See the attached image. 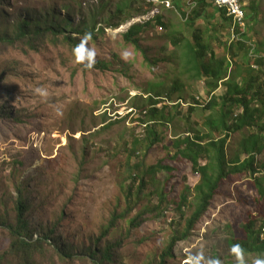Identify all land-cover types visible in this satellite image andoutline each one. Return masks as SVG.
Here are the masks:
<instances>
[{
    "label": "rangeland",
    "instance_id": "1",
    "mask_svg": "<svg viewBox=\"0 0 264 264\" xmlns=\"http://www.w3.org/2000/svg\"><path fill=\"white\" fill-rule=\"evenodd\" d=\"M166 1L0 0V38L13 34L14 25L23 20L41 23L42 29L62 25L72 36L73 29L106 26L118 10L131 16L124 26L107 29L97 41H88L95 50L90 68L76 62L73 47L63 35L41 38L32 46L0 44V108L5 105L14 115L12 120L0 117V217L13 221L20 187L31 204L28 213L37 235L54 226L59 249L70 245L76 258L61 262L51 251L35 264H93L90 253L104 251L116 241L123 243L121 258L114 264H159L172 237L184 232L196 209L195 187L200 179L192 173L190 162L174 158L173 142L209 133L205 123L210 110L191 108L188 102L194 104L198 97L207 103L211 95L205 81L188 78L183 49L176 50L167 36L176 31L191 37L200 28L208 38L210 28L201 19L190 27L181 10L169 8ZM182 3L189 7V0ZM247 12L250 20L242 30L250 37L248 45L264 53V0H258L257 15ZM157 16L168 27L155 26L154 20L151 27H144L141 44L149 49L150 57L164 60L147 63L122 35L131 26ZM211 24L223 42H232L230 26L220 20ZM211 46L218 58L223 55L218 43L213 41ZM240 67L245 68L238 58L225 78L233 80L231 75H238L236 82L242 84L240 75L246 72ZM178 79L185 84L183 91L172 96L173 103H158L166 118H150L141 111L151 108L156 91L165 95ZM38 88H45L47 95H40ZM226 88L220 82L215 97L221 100ZM190 109H194L192 115ZM152 125L155 135L147 132L146 126ZM252 132L243 129L230 134L228 159L239 152L242 139ZM156 138L159 141L151 144ZM133 150L137 155L129 158ZM263 161L264 153L256 158V165L260 167ZM160 163L173 171L146 172ZM260 171L262 176L264 170ZM137 176L145 178L144 188ZM252 181L246 174L224 179L192 236L177 242L166 264H184L201 253L205 261L213 258L220 264H237L231 248L235 240L245 238L244 223L251 215L264 217V199ZM161 193L167 195V201L157 211ZM183 194L189 205L182 216L171 204ZM138 215H144L142 225L133 229L129 221ZM117 217L116 226L111 227ZM3 231L0 229V254L10 244L1 236ZM257 259L264 255H244L245 264Z\"/></svg>",
    "mask_w": 264,
    "mask_h": 264
},
{
    "label": "trees",
    "instance_id": "2",
    "mask_svg": "<svg viewBox=\"0 0 264 264\" xmlns=\"http://www.w3.org/2000/svg\"><path fill=\"white\" fill-rule=\"evenodd\" d=\"M247 1L250 5L245 8L244 22L250 20V14L247 12V9L253 15L258 14V0ZM170 2L174 8L177 7L181 10L183 21L185 20L184 22L190 27L194 26L201 19L207 21V27L210 28L208 30V38H205L204 31L200 28L195 29L191 37H187L185 33L176 31L169 33L167 37L170 40V45L174 46L176 50L183 49L182 51L185 56L184 61H182L183 69L187 73L188 78L193 81L203 80L209 88L210 101L205 103L197 97L194 104L188 102L189 106L191 108H195L196 106L204 107V110H210L211 114L205 123L209 129L208 134H197L193 138L188 135L184 138H178L173 142L174 158H181L190 162L192 173L200 179V183L195 187L196 209L188 220L184 232L172 237L165 253L160 257L161 261L159 264H166L167 257L173 256L171 253L178 241L192 236L193 230L210 208L224 179L242 174L249 175L254 179L252 183L257 188L259 196L261 199H264V172L260 176V168L264 170V161L260 164V167L256 165V158L264 153V53L258 52L256 50L257 47L248 45L250 37H248L247 33H241L242 29L238 25L235 27L238 38L232 39L231 43L223 42L222 38L215 34L216 30L211 27L213 25L211 24L212 20H220L221 24L228 25L231 29L233 27V20L228 17L227 9L216 7L212 3V0H195L196 5L193 8H184L182 0H172ZM151 5L156 4L151 3ZM0 17H2V14H0ZM110 17L112 22L106 23V26L104 25L101 28L94 26L91 30L86 28L84 30L73 29L71 34L75 36L69 35L68 29L62 25L46 26L42 29L41 23H37L36 25L32 24V21L23 20L14 25L13 34L7 33L1 36L0 44L10 45L11 47H19L21 45L32 46L34 42L41 38L63 35L66 43L74 48L86 33H91V39L95 42L99 39L100 35L105 34L107 29H116L131 19V16L126 15L124 10H118L116 14ZM162 18L161 16H157L153 20H149L143 24H135L122 35L124 42L139 51L147 63H158L164 60L150 57L149 49H145L141 44L144 38H141L144 34V27H151L150 25L153 24L154 20L155 26H159L162 29L168 27ZM213 41L223 48V55L219 58L211 46ZM253 42L256 46L257 43L254 39ZM161 49L163 48L161 47ZM252 51L259 55L252 56L251 54H254V52L251 53ZM238 58L241 59L242 65L245 66L244 69L240 67V70H245L246 72L240 75L242 84L236 82L238 75H231L234 77L233 80L230 77L225 78L229 68L233 66V61ZM96 66L101 68L102 65L97 63ZM227 78L228 80L226 81ZM2 80L3 78L0 77V82ZM220 82L227 87L221 100L214 95ZM184 86L185 84L178 79L172 84L171 89L165 95H162L160 91H156V100L151 104V108L142 109L141 111L144 112L145 110L146 114L149 113L150 118H156L159 115L162 118H166L164 113L158 108V103L163 101L173 103L172 96L181 93ZM178 98L182 100V97ZM164 108L167 109V105ZM193 112L194 109H190L189 115H192ZM0 117L14 119L13 112L7 110L5 105L0 108ZM150 122L153 123L155 120H150ZM188 127H190V124ZM146 128L149 134L155 135V125L151 127L146 126ZM243 129L253 132L242 139L239 152H236L235 156L228 159L226 151L228 138L232 132L242 131ZM158 141L159 139L156 138L151 141V144H156ZM135 155L137 154L133 150L129 158ZM242 155H245V158H242ZM163 170H166V172L173 171L172 168L163 167L160 163L151 167L146 172L155 173ZM138 178L141 179V177ZM145 186L146 180L143 177L141 179V188ZM157 196L160 202L155 210L159 211L163 202L167 201V195L161 193ZM176 203L178 206H176ZM188 205V197L186 194H183L179 199L172 202L171 208L174 209L176 214H182L183 216ZM30 207L31 204L28 198L19 187L18 197L15 202V218L12 222H9V219L0 217V229L1 231L4 230L1 236L10 241L8 249L3 254H0V264H35L38 258H45L47 253L51 251L57 253L61 262H64V260H75L76 258L73 257L72 253L73 248L70 245H65L62 250L59 249V239L53 236L54 226L48 227L47 230L41 231L37 235V230L33 228L30 221L28 213ZM119 215L124 214L120 213ZM118 217L112 220L111 227L116 226ZM143 217L144 215H138L130 220L129 224L131 228L140 227L142 225L140 220ZM243 230L245 238L235 240L234 245H240L244 250V255L258 254L263 256L264 217L249 216L247 222L244 223ZM106 234L108 233H104V235ZM120 243H123V241H116L104 251L99 249L90 253L89 250L92 263L114 264L121 258Z\"/></svg>",
    "mask_w": 264,
    "mask_h": 264
},
{
    "label": "clouds",
    "instance_id": "3",
    "mask_svg": "<svg viewBox=\"0 0 264 264\" xmlns=\"http://www.w3.org/2000/svg\"><path fill=\"white\" fill-rule=\"evenodd\" d=\"M122 26H124V24L120 25L118 28ZM232 29H234V33L232 30V37H233L232 39L234 38L237 39L238 36L236 34L235 28L232 27ZM241 29H245V27ZM242 31L243 30H241V33ZM243 33H245V30L243 31ZM90 39H91V33H86L83 36V38L80 40V42L73 48V54L75 56L76 62L85 64V66L89 68L92 67L95 58V50L88 46V41ZM37 92L42 96L47 95V90L45 88H38ZM231 251L236 257L237 264H245L244 250L240 247V245L238 244L232 245ZM202 262L203 264H220V262L217 259H213V258L207 259L205 261L202 253L195 256H190L188 258V262L184 264H202ZM254 264H264V259H257L254 261Z\"/></svg>",
    "mask_w": 264,
    "mask_h": 264
},
{
    "label": "built area",
    "instance_id": "4",
    "mask_svg": "<svg viewBox=\"0 0 264 264\" xmlns=\"http://www.w3.org/2000/svg\"><path fill=\"white\" fill-rule=\"evenodd\" d=\"M170 1H166L167 6L170 8ZM212 3L218 8L227 9L228 17L233 20V28L236 25L240 26V28L245 27V8L247 7L246 0H212ZM196 5L195 0H189V7L193 8ZM173 6V5H172ZM174 8V6H173ZM233 33H234V29Z\"/></svg>",
    "mask_w": 264,
    "mask_h": 264
}]
</instances>
